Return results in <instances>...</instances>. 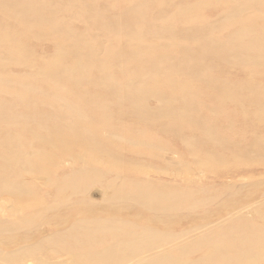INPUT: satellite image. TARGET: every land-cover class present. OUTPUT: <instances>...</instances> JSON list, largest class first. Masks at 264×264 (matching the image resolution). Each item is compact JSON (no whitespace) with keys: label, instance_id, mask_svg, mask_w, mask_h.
<instances>
[{"label":"rangeland","instance_id":"374dc122","mask_svg":"<svg viewBox=\"0 0 264 264\" xmlns=\"http://www.w3.org/2000/svg\"><path fill=\"white\" fill-rule=\"evenodd\" d=\"M127 95L175 117L166 112L151 124L124 114L133 106ZM67 104L125 158L119 177L90 161L94 175L85 159L51 148L49 137L81 127ZM106 129L121 139L107 142ZM248 147L264 149V0H0V186L27 190L22 198L0 195V264H79L117 237L148 226L166 233L158 211L106 205L134 184L182 193L169 231L203 227L180 242L233 216L259 223L253 213L264 211V164L259 155L241 161ZM216 159L227 160L219 170ZM234 192L231 202L246 207L224 210ZM111 218L118 230L91 231ZM173 244L143 256L175 252Z\"/></svg>","mask_w":264,"mask_h":264},{"label":"bare ground","instance_id":"6f19581e","mask_svg":"<svg viewBox=\"0 0 264 264\" xmlns=\"http://www.w3.org/2000/svg\"><path fill=\"white\" fill-rule=\"evenodd\" d=\"M77 68L73 69V72H80L82 70L79 69L76 71ZM52 73H54V77L57 76V72L53 71ZM63 74L67 75L65 73ZM127 97L126 99L131 101L133 106H131L129 110H126V112L123 111L124 114H127L130 111L138 112L140 113L141 117L145 119V121L151 124L154 123L152 122L153 119H158L162 114H167L166 112H169L168 114L171 112L172 114V111L164 109L147 110L144 108V106L138 103V101ZM65 108L68 111L66 114L70 120L73 122L74 119L77 118V120L81 123V127L78 131H75L73 127H70L69 134H55L49 137L48 143L51 148L60 151L66 156L85 159L87 162L85 163V168L95 172L94 175H97V168H92L91 165L93 163L91 162L101 165L103 164L107 167L109 172L116 171V175L119 177V172L126 170L127 162L125 158L117 155L113 151L115 149H110L101 141L97 140L93 130L91 129V126L94 127L95 124L93 122L90 123V120L85 113L75 109L69 104H67ZM172 115L174 118L175 115ZM106 124L108 125L109 121ZM167 127L168 124H163L162 130H167ZM106 131L108 132L106 138L107 142H112L114 144L116 143L117 139H121V136L114 134V132L111 133V131H108L107 129ZM176 131L177 130L174 127L173 132L177 133ZM75 138H78L79 141L74 140ZM128 142H130L131 146L133 147H136L138 143H141L146 147L149 146L145 141L133 142L128 140ZM75 147H78L80 150H82V152L78 153L77 155L72 153V150L75 149ZM253 148L254 147L245 148L241 160L243 163L251 164V158L259 159V157L256 156L259 154L253 153ZM232 156L236 164L242 165L241 161L239 162L240 158H237L235 153L232 154ZM259 156L262 160L261 164H264V149L262 152H260ZM226 161L227 160L224 159L221 161L216 159L217 167H215V169L219 170L224 167L223 165L226 164ZM228 162H231V160H228ZM83 170L84 169L81 170V173ZM259 185L263 187L262 183H259ZM257 188H259L258 185ZM96 189L94 188V190ZM151 189L152 184L150 183H145L142 185L134 184L130 192H124L120 190L117 195L114 194L111 198H108L106 205H117V203H119L121 206L130 207L134 204H140V206L143 205L151 211H158L159 214L156 215L160 216L156 217H158L162 225L168 228L166 229V233H157L154 231L155 228L148 226L142 231L141 234L129 233L122 236V238L117 237L118 239L116 238L117 240L110 244L108 248L92 252L90 254L89 261H82L83 263L79 264H89L90 262V264H264V211L260 208L255 209L253 213L256 214V216L261 220L259 223L251 220L250 218H237L233 216L227 218L224 222L217 223L215 229L209 232L207 231L202 235H199L197 238H190V240L186 242H180L179 239H181V237L188 235L203 226H196L191 230H186L184 232L169 231L170 229H176L177 227L175 223L174 225L171 224L168 215L171 213V211H174L179 215V211L181 210L180 200L182 198V193L177 190L165 192L161 189H157L155 191ZM61 190L62 188L59 191ZM72 190L74 192H80L81 190H85V188L75 187ZM106 192L107 191H105V193ZM262 192V195L264 196V190H262ZM26 193L27 190H25L22 186L14 185L10 181H4L0 186V195L7 194L9 196H13L14 199L25 197ZM232 196L233 197H231L229 201L226 200L221 204L224 210L232 211L238 208L242 209L246 207L245 205L240 207V203L238 201V203L231 202V200L235 198L236 193L234 192ZM250 198L253 197L250 196ZM13 201V203L16 202L15 200ZM12 202L11 205L14 206ZM94 224L95 225L91 228V231H96L100 234H103L118 230V224H121V222L111 218L98 221V223ZM118 235L120 236V234ZM171 243H174L172 249L175 252H171V249H167L160 250L148 257L143 256L147 252L155 251ZM201 244L204 245V247H200L202 246ZM203 248H207V250H209L207 255L199 259H191L194 253L199 252Z\"/></svg>","mask_w":264,"mask_h":264}]
</instances>
